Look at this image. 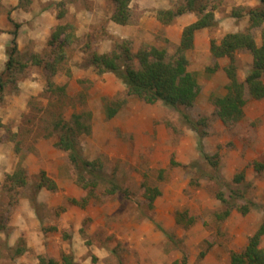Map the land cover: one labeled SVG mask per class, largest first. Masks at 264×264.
Returning <instances> with one entry per match:
<instances>
[{"label": "rangeland", "instance_id": "rangeland-1", "mask_svg": "<svg viewBox=\"0 0 264 264\" xmlns=\"http://www.w3.org/2000/svg\"><path fill=\"white\" fill-rule=\"evenodd\" d=\"M9 1L6 6L0 0V27L1 17L6 24L0 28V76L13 39L10 19L21 25L17 42L23 56L35 53L52 61L48 41L60 11L66 13L62 23L72 40L52 92L44 65H29L10 81L0 103V264H41L40 257L61 263L65 254L78 264H231L264 220V99L251 98L245 88L243 118L225 124L215 100L227 94L224 69L230 60L216 59L210 47L229 33L249 30L248 10L261 7L260 1L207 0L217 27L196 33L194 47L186 53L188 70L201 88L188 113L195 120L206 118L205 150L219 156L225 181L243 171L252 185L250 197L262 207L247 215L233 211L224 220L217 217L223 210L218 194L229 197L230 189L211 178L214 169L200 158L197 133L162 102L149 104L128 96L121 80L112 73L98 75L87 58L93 51L110 53L124 43L134 54L154 46L174 57L184 29L197 16L186 13L165 24L158 11L176 10L185 0H132L131 8L141 16L129 26L112 21L110 0ZM46 10L50 15L41 19ZM51 17L57 24L49 31ZM263 28L264 23L250 31L259 46ZM236 63L244 82L253 56L237 52ZM121 103L118 113L108 118L107 106ZM79 113L91 124V132L80 137L83 156L100 161L120 191L109 193V184L83 188L67 153L57 147L54 124ZM21 161L28 186L11 191L7 177ZM196 162L199 166L190 167ZM43 172L56 190L36 191ZM144 185L161 192L152 208ZM18 248L24 251L20 256ZM261 248L264 251V237Z\"/></svg>", "mask_w": 264, "mask_h": 264}, {"label": "trees", "instance_id": "trees-1", "mask_svg": "<svg viewBox=\"0 0 264 264\" xmlns=\"http://www.w3.org/2000/svg\"><path fill=\"white\" fill-rule=\"evenodd\" d=\"M113 5L112 21L118 25L129 26L136 23L141 13L136 12L130 6L132 0H110ZM261 7L251 8L249 14V30L246 32L229 33L225 35L220 43L211 42V53L216 59L228 58V66L225 73L228 77L227 94L215 100L217 114L225 124H234L244 116L246 100L244 98L245 88L251 98L255 100L264 99V28L262 29V44L257 45L254 36L250 32L252 29L260 28L264 23V0H259ZM186 13L197 16V21L187 26L183 31L182 40L177 48L174 57H169L166 49H158L150 46L139 50L136 54L132 52L127 44L117 45L115 49L106 54L91 52L87 56L90 64L97 71L98 75L106 73L114 74L125 86L127 95L139 98L146 103L155 104L162 102L170 110L177 112L181 116L184 125L195 131L198 135V151L200 158L214 169V174L210 175L217 184L222 187H229L230 195L225 197L224 192L218 194V198L223 205V210L217 216L224 220L233 211H239L243 215L249 214L253 209L262 208L255 202L249 192L251 183L246 181L244 172H240L233 177L231 182L225 181L219 171V156L210 155L206 152L204 139L207 136L206 118L195 120L188 109L194 106L199 93L200 85L195 73L188 70L189 61L186 53L193 49L196 33L204 29L217 27L215 10L210 7L207 0H185L176 10H159L158 17L165 24L172 23L177 17ZM65 12L57 14L59 24L53 31L48 47H50L52 61L43 59L38 54L23 56L18 48V34L20 24L12 21L14 30L11 32L13 39L11 46L7 49L8 60L5 69L0 76V103L3 101L6 89L12 80H16L29 65L41 66L49 71L48 87L52 92L54 88L53 78L58 72V65L65 62L67 45L71 42V36L67 33V26L62 23L65 19ZM246 51L253 56L254 65L244 82L238 77V66L236 63V53ZM64 90L63 87H61ZM125 103L116 107L107 106L108 118H113ZM1 124V122H0ZM58 133L57 147L67 153L79 184L85 189L93 190L109 184V193L120 191V186L114 178L105 175L100 161H89L83 156L80 137L91 132L90 120L86 114H74L70 121H57L54 124ZM19 147L17 151H19ZM196 162L190 167H197ZM262 165H257L261 169ZM199 170V169H198ZM7 185L10 190H17L28 186L26 169L22 161L12 175L7 177ZM47 188L51 191L57 189L56 183L51 180L45 172L41 174L40 182L36 186V191ZM145 197L150 208L161 192L158 187L143 186ZM243 189V191L241 190ZM249 195V196H248ZM33 206H36V198L33 199ZM191 223L195 220L191 219ZM264 237V220L259 230L249 239L245 250L232 256L231 264H264V251L261 248V240ZM23 249L18 248L16 256L23 254ZM62 261L40 257L41 264H78L74 256L65 254Z\"/></svg>", "mask_w": 264, "mask_h": 264}, {"label": "crops", "instance_id": "crops-1", "mask_svg": "<svg viewBox=\"0 0 264 264\" xmlns=\"http://www.w3.org/2000/svg\"><path fill=\"white\" fill-rule=\"evenodd\" d=\"M2 1V3L4 4V5H6V6H8L9 4H11V1H9V0H1ZM12 4H13V1H12ZM14 6H17V3L16 4H13ZM48 15H50V13H49V11L48 10H46L45 12H43V13H41V19H43V16H48ZM40 17V16H39ZM41 19H40V21H41ZM51 26L49 27L50 28V30L49 31H51L52 30V28H53V26H54V24L56 25L57 24V20L55 21L54 19H53V17H51ZM57 19V18H56ZM4 21H5V19H4V17H1V27L0 28H5V26H6V24L4 25ZM2 28V29H3ZM198 33V32H197ZM3 35H6L7 33H5V32H3L2 33ZM36 37V36H35ZM38 42H40L39 40H38ZM40 44V43H39Z\"/></svg>", "mask_w": 264, "mask_h": 264}]
</instances>
